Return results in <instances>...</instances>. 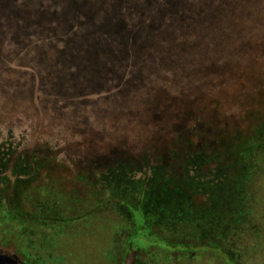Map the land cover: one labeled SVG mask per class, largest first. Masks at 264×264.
I'll list each match as a JSON object with an SVG mask.
<instances>
[{
    "label": "trees",
    "instance_id": "16d2710c",
    "mask_svg": "<svg viewBox=\"0 0 264 264\" xmlns=\"http://www.w3.org/2000/svg\"><path fill=\"white\" fill-rule=\"evenodd\" d=\"M13 2L0 0L2 86L35 103L46 94L47 102L62 108L84 100L105 102L104 97L112 101L108 107H114L115 95L141 93L142 104L133 109L148 112L153 128L139 150L108 151L100 143L80 155H63L50 147L22 149L0 143V249L27 264H50L47 249L65 227L112 206L133 220L120 225L129 239L110 250L112 264H122L130 252L137 255L135 264H155L154 257H190L203 247L227 255L229 264H235L226 236L244 229L241 202L259 169L254 161L264 155V96H254L264 94V85L256 83L264 73L258 69L264 52L257 51L264 43V0H212L205 28L183 39L199 43L155 49L145 39L135 46L130 40L119 45L120 18L113 0L98 9L104 18L101 29L109 37L103 45L90 46L67 41L73 32L45 26L46 21L38 23L27 13L25 20L17 18L24 7ZM77 3L66 16L74 19L75 30L79 21L92 16L82 0ZM53 29L63 34L49 32ZM35 38L54 41L55 48L60 45L52 49H58L54 60L25 59L28 53L19 43ZM34 54L43 57L38 49ZM115 55L140 58L121 61ZM247 59L251 63L245 65ZM245 89L251 96L248 92L245 97ZM231 96L240 112L238 121L227 122ZM201 125L207 128L204 134ZM204 195L207 202L197 204L195 199ZM140 231L152 240L132 246L130 237ZM146 257L152 262L145 263Z\"/></svg>",
    "mask_w": 264,
    "mask_h": 264
},
{
    "label": "rangeland",
    "instance_id": "374dc122",
    "mask_svg": "<svg viewBox=\"0 0 264 264\" xmlns=\"http://www.w3.org/2000/svg\"><path fill=\"white\" fill-rule=\"evenodd\" d=\"M72 1L18 0V5L23 6L24 9L18 10L20 12H18L17 18L25 20L23 14L27 13L28 17L30 15L38 23L42 24L46 21L47 25L45 26L49 25L64 29V31L68 30L69 33L73 32L72 38L67 37L69 42H80L81 46L86 43L87 46L93 45V43L97 45L98 42L103 45L109 34L101 29L104 27L101 26L104 18L99 16L98 9H101L107 3L105 1L108 0H86V2L82 0L89 7L92 16L89 21H79L76 30L73 28L74 19L66 17L72 13L73 4L76 5L77 2H80V0L75 3ZM125 1L129 3L123 7ZM113 2L112 4L117 6L115 13L120 18L118 21L120 30L116 33L119 45H124L130 40L129 43L135 46L145 39L148 47L154 49L183 43H199L195 39H183L197 35L199 27L205 28L209 18L207 14L213 8L212 0H113ZM13 4H15V0ZM128 7L130 11H128ZM96 11L97 13H95ZM22 20H18V22H23ZM11 24L8 22L6 27H10ZM51 31H54L55 34H63L62 31L56 29L49 32ZM33 35L36 36V33ZM59 41L64 43L63 40H57V42ZM6 43L10 44L8 40ZM20 44L24 45L22 49H26L28 53L24 55L28 61L32 58L34 60L42 58L43 62L45 60L52 61L60 48L58 45L57 50H52L56 49L53 46L54 41L47 42L44 38H35L28 43L20 42L19 46H22ZM36 49L39 53L43 52L41 54L43 57L34 54ZM257 51L264 52V43H260ZM150 55V52L146 54L148 57ZM115 56L117 60L121 61L140 58V55L124 58L119 55ZM249 63L251 62L247 59L245 65ZM258 69L264 72V61L259 63ZM145 81L143 82L145 83ZM256 83L264 85V73L256 78ZM6 86H2L0 83V143L8 141L22 149L34 146L41 149L50 147L60 150V154L63 155H80L88 147L97 146L100 143L101 149L108 151L112 147L119 150L124 148L127 151L132 148L139 150L148 142L147 138L152 132L153 127L147 121L148 112L144 109L140 111L133 109V107L137 108L142 104L141 93L128 94V97H126L127 95H115L113 98L114 107H108L112 101L104 97L106 100L103 101L105 102L98 100L93 104L84 100L73 102L76 107L62 108L51 105L50 101L47 102V99L44 98L48 96L46 94L41 97L39 103H35L31 97H27L26 100L22 92L13 91L14 89ZM248 89L244 91L245 97L248 92L251 96V91ZM138 90L142 89L138 88ZM254 96L261 98L264 94H255ZM233 98L231 96L232 107L228 112L232 111L230 115L225 116L227 122L238 121L240 111L237 113L238 107ZM241 116L244 121L243 111ZM200 129L204 134L207 128L201 125ZM261 148L264 153V146ZM63 155H60L59 158ZM263 156H258L260 159L254 161L259 169L264 165ZM259 169L252 174V179L248 187L245 188L247 198L241 202L240 209L244 214V229L238 235L226 236L231 243L228 253L235 264H264V171ZM207 200V196L204 195L197 197L195 202L202 205ZM113 208L112 206L103 207L92 216L87 217L86 220H79L69 227H65V231L60 233L50 246V250L47 249L51 252L50 264H112L108 258L111 254L110 250L121 239H126L129 234L120 225L125 220H127L126 223L129 222L128 224L133 222L132 219L127 218L126 213H119ZM150 240L152 238L149 235L144 237L143 232L140 231L137 236L130 237L129 243H132V246L134 244L146 246ZM206 248L208 247L198 249L195 253L188 255L190 257L171 254L173 258L160 255L152 260L155 261V264L230 263L227 255L226 257L218 251ZM152 250L158 249L152 248ZM125 256L122 264H135L134 259L137 257L135 252L127 253ZM144 261L148 263L151 260L146 257Z\"/></svg>",
    "mask_w": 264,
    "mask_h": 264
},
{
    "label": "water",
    "instance_id": "95a60500",
    "mask_svg": "<svg viewBox=\"0 0 264 264\" xmlns=\"http://www.w3.org/2000/svg\"><path fill=\"white\" fill-rule=\"evenodd\" d=\"M0 264H27L16 254L0 249Z\"/></svg>",
    "mask_w": 264,
    "mask_h": 264
}]
</instances>
